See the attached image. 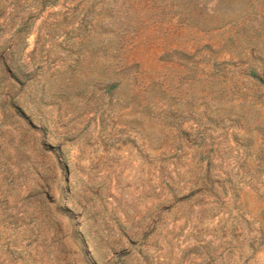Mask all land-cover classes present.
<instances>
[{"label": "rangeland", "instance_id": "1", "mask_svg": "<svg viewBox=\"0 0 264 264\" xmlns=\"http://www.w3.org/2000/svg\"><path fill=\"white\" fill-rule=\"evenodd\" d=\"M195 2L0 0V264H264V0Z\"/></svg>", "mask_w": 264, "mask_h": 264}, {"label": "trees", "instance_id": "2", "mask_svg": "<svg viewBox=\"0 0 264 264\" xmlns=\"http://www.w3.org/2000/svg\"><path fill=\"white\" fill-rule=\"evenodd\" d=\"M49 1H51V0H43V2H49ZM141 1H145L148 5H150V6H154L155 4H157V3H160V1L161 2H163V0H141ZM174 1H176L177 2V4H180V2L181 3H192L193 5H195V6H197L198 4L195 2V0H171V5H173V3H174ZM176 11H178V14H177V17L178 18H180V19H182V17H183V19H186V22L187 23H190V24H195V25H198V27H200V28H202V24H199L198 22H197V19L190 13L191 12V10L190 11H185V12H179V11H181V10H178V8L176 9ZM175 11V12H176ZM174 12V13H175ZM167 13V11L165 12V14ZM153 14H156V12L154 11L153 12ZM164 14V15H165ZM163 15V16H164ZM176 51V50H175ZM2 56V55H1ZM251 73V75L252 76H254L255 78H258L259 80H261V81H263L264 82V80H262L253 70L250 72ZM120 82H121V78H115V80H114V82L110 85V89H113V88H117L118 86H119V84H120Z\"/></svg>", "mask_w": 264, "mask_h": 264}]
</instances>
